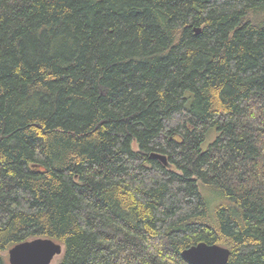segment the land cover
Returning <instances> with one entry per match:
<instances>
[{"label":"trees","instance_id":"trees-1","mask_svg":"<svg viewBox=\"0 0 264 264\" xmlns=\"http://www.w3.org/2000/svg\"><path fill=\"white\" fill-rule=\"evenodd\" d=\"M38 238L264 264V0H0V264Z\"/></svg>","mask_w":264,"mask_h":264},{"label":"water","instance_id":"water-1","mask_svg":"<svg viewBox=\"0 0 264 264\" xmlns=\"http://www.w3.org/2000/svg\"><path fill=\"white\" fill-rule=\"evenodd\" d=\"M163 164L164 156L154 155ZM62 254V246L47 238H38L15 245L7 252L8 264H52ZM230 252L228 249L206 243H198L181 252L188 264H226Z\"/></svg>","mask_w":264,"mask_h":264},{"label":"rangeland","instance_id":"rangeland-1","mask_svg":"<svg viewBox=\"0 0 264 264\" xmlns=\"http://www.w3.org/2000/svg\"><path fill=\"white\" fill-rule=\"evenodd\" d=\"M203 194L205 195V197H207L208 200L211 201L212 205H214L216 202H215V196L214 194L207 190V189H203ZM3 255L6 256V259H7V253H4Z\"/></svg>","mask_w":264,"mask_h":264}]
</instances>
